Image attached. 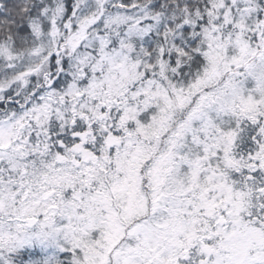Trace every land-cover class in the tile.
Instances as JSON below:
<instances>
[{"label":"snow or ice","instance_id":"1","mask_svg":"<svg viewBox=\"0 0 264 264\" xmlns=\"http://www.w3.org/2000/svg\"><path fill=\"white\" fill-rule=\"evenodd\" d=\"M0 264H264V0H0Z\"/></svg>","mask_w":264,"mask_h":264}]
</instances>
